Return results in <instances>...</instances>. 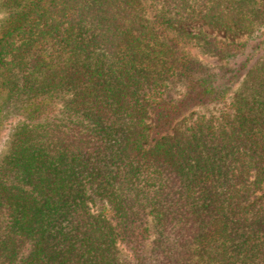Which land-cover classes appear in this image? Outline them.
<instances>
[{"label":"trees","instance_id":"obj_1","mask_svg":"<svg viewBox=\"0 0 264 264\" xmlns=\"http://www.w3.org/2000/svg\"><path fill=\"white\" fill-rule=\"evenodd\" d=\"M7 127L0 264H264V0H0Z\"/></svg>","mask_w":264,"mask_h":264},{"label":"rangeland","instance_id":"obj_2","mask_svg":"<svg viewBox=\"0 0 264 264\" xmlns=\"http://www.w3.org/2000/svg\"><path fill=\"white\" fill-rule=\"evenodd\" d=\"M189 27V29L188 30H190V29H195V30H197L198 28H201V29H203L204 31H206V32H208V33H211V34H214V35H219V36H222V34H220L219 32H215V31H212V30H210V29H208L206 26H203V25H201V24H192L191 26H188ZM8 129H9V127H7L6 129H5V131L1 134V137H0V150H1V148L3 147V145H4V143L6 142V140H7V132H8Z\"/></svg>","mask_w":264,"mask_h":264}]
</instances>
